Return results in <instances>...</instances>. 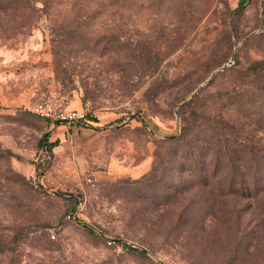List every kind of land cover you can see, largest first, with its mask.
Instances as JSON below:
<instances>
[{"label":"rangeland","instance_id":"obj_1","mask_svg":"<svg viewBox=\"0 0 264 264\" xmlns=\"http://www.w3.org/2000/svg\"><path fill=\"white\" fill-rule=\"evenodd\" d=\"M259 61L264 0H0V264H264Z\"/></svg>","mask_w":264,"mask_h":264},{"label":"built area","instance_id":"obj_2","mask_svg":"<svg viewBox=\"0 0 264 264\" xmlns=\"http://www.w3.org/2000/svg\"><path fill=\"white\" fill-rule=\"evenodd\" d=\"M37 114L51 121H63V122H73L84 120L86 114L78 110L60 111L54 109L51 105L40 104L35 108ZM54 237V235H52Z\"/></svg>","mask_w":264,"mask_h":264},{"label":"trees","instance_id":"obj_3","mask_svg":"<svg viewBox=\"0 0 264 264\" xmlns=\"http://www.w3.org/2000/svg\"><path fill=\"white\" fill-rule=\"evenodd\" d=\"M249 69L251 71H253V72H256L258 70H262V69H264V62L263 61L254 62L253 64H251L249 66ZM92 120H95V119H93L92 117L87 115V116H85L83 121L89 122V121H92ZM55 145H56V141L51 142L49 144L48 143L46 144V142H44V146H45L47 152H51L52 147H54Z\"/></svg>","mask_w":264,"mask_h":264},{"label":"water","instance_id":"obj_4","mask_svg":"<svg viewBox=\"0 0 264 264\" xmlns=\"http://www.w3.org/2000/svg\"><path fill=\"white\" fill-rule=\"evenodd\" d=\"M223 67H224V66L220 67V69H223ZM216 71H217V70H216ZM216 71H214V72L211 74V77L216 73ZM211 77H210V78H211ZM208 81H209V79H207L202 85H204V84H205L206 82H208ZM202 85H201V86H202ZM201 86H200V87H201ZM197 90H198V89H197ZM197 90H195V91L192 93V96L197 92ZM62 122H63V121H54V124L57 125L58 123H62Z\"/></svg>","mask_w":264,"mask_h":264}]
</instances>
